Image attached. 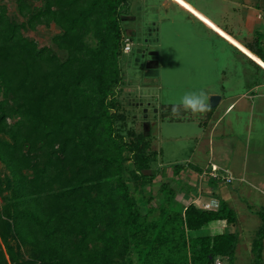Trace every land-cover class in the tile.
I'll return each instance as SVG.
<instances>
[{"label": "trees", "instance_id": "1", "mask_svg": "<svg viewBox=\"0 0 264 264\" xmlns=\"http://www.w3.org/2000/svg\"><path fill=\"white\" fill-rule=\"evenodd\" d=\"M9 1L22 20L0 4V264H234L236 235L195 232L236 213L183 204L171 181L152 204L157 151L123 131L132 0ZM44 25L52 46L25 34ZM249 48L264 61L262 34Z\"/></svg>", "mask_w": 264, "mask_h": 264}, {"label": "crops", "instance_id": "2", "mask_svg": "<svg viewBox=\"0 0 264 264\" xmlns=\"http://www.w3.org/2000/svg\"><path fill=\"white\" fill-rule=\"evenodd\" d=\"M169 1L185 14L182 19L187 26L207 28L254 66H259L203 20L175 1ZM184 1L250 51L249 46L255 45L256 34H262L264 38V19L259 17L264 12V0ZM209 36L214 40L212 35ZM259 71L264 73L263 69L253 68L250 80L239 90L227 89L225 77L220 80L221 91L209 87L208 99L214 94L222 97L213 112L195 115L182 112L181 119L176 122L187 129L194 130L197 126L199 132L192 138H197L198 143L182 159L186 162L181 163V167L175 169L173 164L162 169V175L171 170L168 180L173 186L181 187L180 191L177 189L179 202H193L200 208L209 205L208 208L214 210L225 202L236 213L235 223L214 222L208 227V234L232 233L237 236L234 264H257L253 244L264 227V77L255 76ZM175 170L180 173L176 174ZM221 176H230L233 180L227 182ZM218 258L229 264L228 257Z\"/></svg>", "mask_w": 264, "mask_h": 264}, {"label": "rangeland", "instance_id": "3", "mask_svg": "<svg viewBox=\"0 0 264 264\" xmlns=\"http://www.w3.org/2000/svg\"><path fill=\"white\" fill-rule=\"evenodd\" d=\"M0 4L8 6L10 16L22 20L12 1L0 0ZM184 15L169 0H132L131 13L123 22L133 37L132 50L125 54L122 62L124 82L120 109L127 116L123 131L130 132L133 127L135 131L150 137L152 147L157 151V161L153 163L156 170L186 162L182 159L198 143L197 138H192L199 132L197 126L193 130L177 123L181 116H172L173 104L188 92L203 90L207 94L211 89L221 91L220 80L223 77L226 78L227 89H242L253 75V68L259 70L207 28L201 25H194L193 28L187 26L182 19ZM57 32L59 29L56 25H44L25 34L43 47L53 45L52 38ZM155 60L158 61L157 67L148 68V63L152 61L153 64ZM255 76L262 78L264 73L259 71ZM0 168L6 171L2 164ZM170 172L169 169L166 175L161 172L154 181L156 197L152 204L160 201L158 188L161 182L169 181ZM172 187L176 191L181 190L180 186ZM140 195H135L138 201ZM208 233V227L195 232L196 235Z\"/></svg>", "mask_w": 264, "mask_h": 264}, {"label": "clouds", "instance_id": "4", "mask_svg": "<svg viewBox=\"0 0 264 264\" xmlns=\"http://www.w3.org/2000/svg\"><path fill=\"white\" fill-rule=\"evenodd\" d=\"M208 110V96L203 90L185 93L178 103L171 106V114L174 117H179L182 112H190L195 115L205 113Z\"/></svg>", "mask_w": 264, "mask_h": 264}, {"label": "bare ground", "instance_id": "5", "mask_svg": "<svg viewBox=\"0 0 264 264\" xmlns=\"http://www.w3.org/2000/svg\"><path fill=\"white\" fill-rule=\"evenodd\" d=\"M176 3L183 6L185 9L189 10L191 13L196 15L198 18L203 20L206 24H208L212 29H214L217 33H219L223 38L228 40L232 45H234L236 48L241 50L244 54L249 56L256 64H258L263 70H264V61L254 54L252 51L247 49L244 45H242L240 42H238L236 39H234L232 36L221 30L219 27H217L215 24H213L211 21H209L205 16H203L201 13L196 11L193 7H191L186 1L184 0H173Z\"/></svg>", "mask_w": 264, "mask_h": 264}, {"label": "built area", "instance_id": "6", "mask_svg": "<svg viewBox=\"0 0 264 264\" xmlns=\"http://www.w3.org/2000/svg\"><path fill=\"white\" fill-rule=\"evenodd\" d=\"M259 17L261 19H264V12H261L259 14ZM124 43H125L124 44V52L125 53H129L132 50V45H133V39L131 38V36H127L125 38V40H124ZM217 177H218V175H217ZM221 178L224 179L227 182H232V180H233V178L230 177V176H225V177L224 176H221ZM208 206L209 205H206L205 207L207 209H209ZM214 264H228V263L226 261L218 258V259L215 260V263Z\"/></svg>", "mask_w": 264, "mask_h": 264}, {"label": "water", "instance_id": "7", "mask_svg": "<svg viewBox=\"0 0 264 264\" xmlns=\"http://www.w3.org/2000/svg\"><path fill=\"white\" fill-rule=\"evenodd\" d=\"M152 62V61H151ZM151 62L148 63V68H156L157 62L154 61L153 64ZM222 97L220 95L214 94L210 97V106L217 107L221 101Z\"/></svg>", "mask_w": 264, "mask_h": 264}]
</instances>
